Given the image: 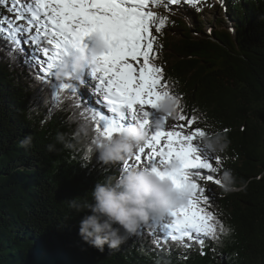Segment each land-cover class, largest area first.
I'll list each match as a JSON object with an SVG mask.
<instances>
[{
  "label": "trees",
  "instance_id": "16d2710c",
  "mask_svg": "<svg viewBox=\"0 0 264 264\" xmlns=\"http://www.w3.org/2000/svg\"><path fill=\"white\" fill-rule=\"evenodd\" d=\"M227 2L229 27L220 21L203 30L196 3L194 30L163 7L155 13L165 25L159 33L153 27V62L180 101L177 115L166 119L167 129L184 123L178 120L184 114L194 118L193 130L205 132L211 124L225 132V151L205 152L218 169L215 179L223 169L236 178L231 191L217 184L206 189L225 233L204 238L203 246L195 240H185L188 247L170 240L157 245L160 221L150 220L118 249L105 245L101 252L85 243L78 227L87 210L76 213L67 201L91 202L95 183L118 176L128 158L99 161L90 151L91 139L99 136L92 114L79 115L66 92L51 95L25 62L29 50L20 53L0 38V264H264V0ZM10 4L0 0L5 29L7 21L15 22ZM81 124L88 125L86 138L77 135ZM26 134L33 138L28 149L20 146ZM195 143L201 147L199 137ZM49 144L55 145L52 151Z\"/></svg>",
  "mask_w": 264,
  "mask_h": 264
},
{
  "label": "snow or ice",
  "instance_id": "6c2138e0",
  "mask_svg": "<svg viewBox=\"0 0 264 264\" xmlns=\"http://www.w3.org/2000/svg\"><path fill=\"white\" fill-rule=\"evenodd\" d=\"M161 2L192 5L198 0H33L23 10L16 7L21 0H12L13 7L8 12L15 11V20L26 21V26L7 21V29L0 27V38L10 41V48L15 47L20 53L24 52L20 45L27 46L29 54L25 62H31L37 79L52 90L53 96L58 92L68 93V102L79 115L88 118L91 113L95 133L111 137L124 126L122 116L145 128L146 140L122 162L124 170L140 165L162 168L174 159L182 162L181 170L172 175L177 184L188 185L190 195L183 206L170 210V221L161 220L159 231L154 233L157 236L154 243L167 244L170 240L188 247L185 240H195L203 246L204 238L216 240L218 232L225 233L209 207L208 190L200 184L202 180L221 184L212 174L218 171L210 162L212 157L195 143L204 131L193 130L194 118H186L184 114L178 116L184 123L171 129L165 128L167 117H159L162 122L153 127L157 101L163 95H173L163 68L153 62L156 56L153 27L159 33L165 18H158L148 6ZM5 20H0V24ZM5 31L7 34L3 35ZM94 32L102 33L107 42V47L99 53L95 69L84 78L52 81L50 78L55 76L56 68L70 49L75 45L86 47L85 38ZM45 40L50 47L43 46ZM83 90L95 96L96 103L102 104L107 113L89 107L81 96ZM174 97L179 107V98ZM84 159L88 160V156ZM215 162L220 164L219 156Z\"/></svg>",
  "mask_w": 264,
  "mask_h": 264
},
{
  "label": "clouds",
  "instance_id": "9594fccd",
  "mask_svg": "<svg viewBox=\"0 0 264 264\" xmlns=\"http://www.w3.org/2000/svg\"><path fill=\"white\" fill-rule=\"evenodd\" d=\"M90 46H73L56 68L57 79L80 78L85 71H92L98 64L99 53L106 47L105 37L100 32L89 36ZM178 110V99L174 95H163L157 101L158 118L153 127L162 121L159 117H175ZM78 137L89 136L87 124H81ZM147 132L138 123L129 122L111 137L96 136L91 139L90 151L105 164L115 163L131 157L146 140ZM31 134H26L20 146L28 149L32 146ZM200 145L209 155L223 153L228 146L224 130L209 124L203 136L199 137ZM57 142H63V135L57 134ZM67 146V145H65ZM55 145L47 146L49 151ZM182 162L174 159L171 164L162 168L155 166L131 167L123 170L118 176L98 180L90 191L91 202H78V197L67 201L69 208L76 213L87 210L79 222L78 234L89 246L104 250L118 249L127 239L128 234L148 221H161L169 216L172 209L184 205L190 195L187 184H177L173 172L181 170ZM219 180L222 190L231 191L236 184L230 169L220 172Z\"/></svg>",
  "mask_w": 264,
  "mask_h": 264
},
{
  "label": "rangeland",
  "instance_id": "374dc122",
  "mask_svg": "<svg viewBox=\"0 0 264 264\" xmlns=\"http://www.w3.org/2000/svg\"><path fill=\"white\" fill-rule=\"evenodd\" d=\"M30 2H33V0H21V3L17 4L16 7L23 10V7L27 6V4ZM227 4H228L227 0H198V3H196V5L201 8L198 17L200 19L199 21L200 26L203 28V30L207 32L211 31V26L215 27L214 22L219 23L221 21L222 22L221 24H223L224 27L225 26L229 27L231 25L230 21L224 15V11L225 9H227ZM10 7H13L12 0ZM162 7L172 12V14H174L175 16L181 17L185 21V23L194 30L192 26L194 25V19H196V16L193 12V4L188 5L185 3H181L178 5H165L163 2H161L156 5L149 4L148 10L155 12ZM10 14L15 21L13 25L18 26L20 24H24L26 26V21L15 20V15H16L15 11L11 12ZM25 15H27V13H25ZM171 36L173 37V35ZM43 46L50 47L49 45H47L46 40L43 42ZM24 48L29 50L27 46H24ZM86 75H88V71ZM63 80H68V79H63ZM81 92L83 93V95L86 97V100L93 108H95L97 111H103L107 113L108 110L102 104L96 103L95 96L89 95V92H87L86 90H83ZM124 115L126 116L127 114L125 113ZM121 119L123 120L124 125L129 122H134L131 121L130 119H124L123 116L121 117ZM165 128L167 129V120H165ZM200 184L202 187L207 189L213 187L215 183L213 181L202 180L200 181ZM170 219H171L170 217H167L166 219H164V221H170Z\"/></svg>",
  "mask_w": 264,
  "mask_h": 264
},
{
  "label": "bare ground",
  "instance_id": "6f19581e",
  "mask_svg": "<svg viewBox=\"0 0 264 264\" xmlns=\"http://www.w3.org/2000/svg\"><path fill=\"white\" fill-rule=\"evenodd\" d=\"M84 44H86L87 46H90L91 41L89 40V38H85ZM86 74H87V71H85L84 73H82L81 78H84L85 76H87ZM86 91L88 92V90H86Z\"/></svg>",
  "mask_w": 264,
  "mask_h": 264
}]
</instances>
